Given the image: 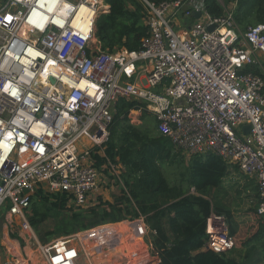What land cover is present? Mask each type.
Instances as JSON below:
<instances>
[{"label": "built area", "instance_id": "obj_1", "mask_svg": "<svg viewBox=\"0 0 264 264\" xmlns=\"http://www.w3.org/2000/svg\"><path fill=\"white\" fill-rule=\"evenodd\" d=\"M140 1L147 33L139 48L112 52L93 36L96 17L109 11L104 0L0 5V244L13 255L5 264L157 260L147 239L156 230L140 214L45 243L28 220L38 191L78 208L123 187L122 165L105 153L120 97L144 104L175 148L214 154L253 178L264 220V78L245 70L264 63V24L239 32L235 2L218 0L223 13L212 16L204 0ZM206 234L207 249L233 247L223 216L207 218Z\"/></svg>", "mask_w": 264, "mask_h": 264}, {"label": "trees", "instance_id": "obj_2", "mask_svg": "<svg viewBox=\"0 0 264 264\" xmlns=\"http://www.w3.org/2000/svg\"><path fill=\"white\" fill-rule=\"evenodd\" d=\"M104 1L109 11L96 17L93 30L101 49H138L147 33L141 1ZM222 2L225 6L235 2L233 15L239 32L264 24V0ZM204 5L212 16L223 13L218 0H204ZM245 70L264 78V63ZM132 110L141 111L140 124L131 122ZM151 115L136 99H117L105 153L122 165L123 187L112 202L99 199L85 208L67 207L66 197L58 192H36L28 220L38 239L45 243L53 235L63 236L140 214L156 230L152 248L157 260L152 264H240L232 251L257 246L264 235L253 180L214 154L191 155L186 160L171 140L156 130V120ZM211 214L223 216L228 225L233 247L225 253L205 248L206 222ZM47 219L54 224L52 230L45 232L41 224Z\"/></svg>", "mask_w": 264, "mask_h": 264}, {"label": "crops", "instance_id": "obj_3", "mask_svg": "<svg viewBox=\"0 0 264 264\" xmlns=\"http://www.w3.org/2000/svg\"><path fill=\"white\" fill-rule=\"evenodd\" d=\"M242 174V173H241ZM243 176L247 177V179L253 180L255 187L257 188L256 182L253 178H250L244 174ZM115 187L105 188L100 190L96 195L104 196V200H108L112 202L115 194L117 195L118 191L114 189ZM258 193V192H257ZM112 197V199H111ZM256 202H258V195L256 198ZM0 219V224H1ZM262 242V243H261ZM264 235L263 239L259 241V245L257 246H246L242 248H235L232 251V255L236 256L240 264H264ZM9 249H6L5 246L0 244V264H5L6 260L8 259ZM239 252V254H238ZM239 255V256H238Z\"/></svg>", "mask_w": 264, "mask_h": 264}, {"label": "rangeland", "instance_id": "obj_4", "mask_svg": "<svg viewBox=\"0 0 264 264\" xmlns=\"http://www.w3.org/2000/svg\"><path fill=\"white\" fill-rule=\"evenodd\" d=\"M3 1L4 0H0V5L3 3ZM152 116V115H151ZM129 117H130V120H131V122H133V123H136V124H140L141 123V120H140V118H141V111L140 110H132V111H130V113H129ZM180 152H181V154L184 156V158L187 160L190 156L187 154V153H185V152H183L182 150H180ZM166 175L168 176V177H170L169 176V174L166 172ZM167 177V178H168ZM169 179V181H170V183H172V179H170V178H168ZM119 188H121L120 187V185H117V186H115V190H117L118 191V193H117V195L119 194ZM116 195V194H115ZM103 197L104 196H102V195H95V199H94V201H92V202H90L89 204H87L85 207H88V206H91V205H94V204H96L98 201H99V199H101V200H104L103 199ZM111 199H112V197H111ZM114 199V198H113ZM113 199H112V201H113ZM108 201V200H107ZM85 207H83V208H85ZM28 213H29V209H28ZM28 215V214H27ZM53 224H54V221L52 220V219H47L46 221H44L42 224H41V230L42 231H45V232H47L48 230H52V227H53ZM35 230V229H34ZM35 233H36V231H35ZM36 236H37V233H36ZM57 237H59V236H50V238H48V241H51L52 239H54V238H57ZM151 238L152 239V237H153V235L151 234V236H149V235H147V239L148 238ZM37 238H38V236H37ZM39 240V239H38ZM47 241V242H48ZM13 257V255H12V253H11V248L9 249V255H8V258H12Z\"/></svg>", "mask_w": 264, "mask_h": 264}, {"label": "water", "instance_id": "obj_5", "mask_svg": "<svg viewBox=\"0 0 264 264\" xmlns=\"http://www.w3.org/2000/svg\"><path fill=\"white\" fill-rule=\"evenodd\" d=\"M200 16V12H195L194 13V17L195 18H198ZM213 29V26H209V30H212ZM250 130V125H244L243 126V131L245 132V133H247L248 131Z\"/></svg>", "mask_w": 264, "mask_h": 264}, {"label": "bare ground", "instance_id": "obj_6", "mask_svg": "<svg viewBox=\"0 0 264 264\" xmlns=\"http://www.w3.org/2000/svg\"><path fill=\"white\" fill-rule=\"evenodd\" d=\"M80 12H82L83 14L86 12L85 9L82 7Z\"/></svg>", "mask_w": 264, "mask_h": 264}]
</instances>
